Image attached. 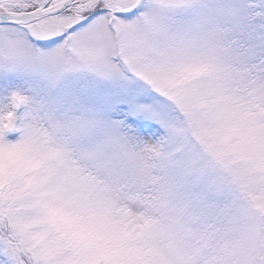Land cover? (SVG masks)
Listing matches in <instances>:
<instances>
[{"label":"snow or ice","instance_id":"6c2138e0","mask_svg":"<svg viewBox=\"0 0 264 264\" xmlns=\"http://www.w3.org/2000/svg\"><path fill=\"white\" fill-rule=\"evenodd\" d=\"M0 72V264H264V0H0Z\"/></svg>","mask_w":264,"mask_h":264},{"label":"rangeland","instance_id":"374dc122","mask_svg":"<svg viewBox=\"0 0 264 264\" xmlns=\"http://www.w3.org/2000/svg\"><path fill=\"white\" fill-rule=\"evenodd\" d=\"M9 77H12L14 80V83L17 84V88L26 91L28 88V85L25 83L24 79L16 74H9L0 72V107L3 106L4 103L7 102V97L9 93L12 91V88L9 84ZM22 111V110H21ZM16 135V134H14Z\"/></svg>","mask_w":264,"mask_h":264},{"label":"trees","instance_id":"16d2710c","mask_svg":"<svg viewBox=\"0 0 264 264\" xmlns=\"http://www.w3.org/2000/svg\"><path fill=\"white\" fill-rule=\"evenodd\" d=\"M5 74H6V73H5ZM9 74H12V73H8V75H9ZM8 79H9V81H10L9 84H10V87L12 88V90L17 89V84L14 83L13 78H12V77H9Z\"/></svg>","mask_w":264,"mask_h":264},{"label":"clouds","instance_id":"9594fccd","mask_svg":"<svg viewBox=\"0 0 264 264\" xmlns=\"http://www.w3.org/2000/svg\"><path fill=\"white\" fill-rule=\"evenodd\" d=\"M12 91H18V89L12 90Z\"/></svg>","mask_w":264,"mask_h":264}]
</instances>
